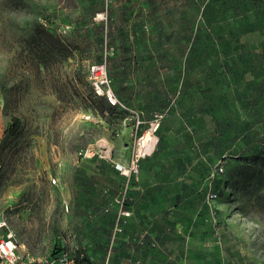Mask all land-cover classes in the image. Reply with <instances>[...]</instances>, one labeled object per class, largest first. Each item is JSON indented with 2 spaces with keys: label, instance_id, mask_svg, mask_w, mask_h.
Listing matches in <instances>:
<instances>
[{
  "label": "rangeland",
  "instance_id": "374dc122",
  "mask_svg": "<svg viewBox=\"0 0 264 264\" xmlns=\"http://www.w3.org/2000/svg\"><path fill=\"white\" fill-rule=\"evenodd\" d=\"M120 2L0 0V222L5 221L15 232L19 253L29 252L34 264L62 257L66 251L75 258L79 248L86 247L87 237L104 235L106 219L112 213L105 215L102 208L119 193L123 183L113 177L112 166L120 163L130 167L134 153L148 156L149 148H143L142 142L150 129L136 135L133 112H140L136 108L143 99L153 102L155 84L169 90L171 104L200 106L214 100L212 96L208 101L209 93L198 96L194 87L183 96L187 74L191 73L194 85L208 72L200 61L194 69L188 68L189 59L203 54L207 46H202V40L196 49L193 45L196 27L204 23L200 12L189 10L194 24L185 25L187 30H170L172 20H177L179 27L186 22L180 15L172 16L170 22L171 15L164 14L158 25L149 19L142 29L131 25L123 39L109 28L101 38L93 30L85 31L90 20L97 21L95 16L105 5L108 11L110 7L119 10ZM133 17L130 24L141 16L136 13ZM229 19H234L233 15ZM44 30L52 36L42 34ZM253 36L247 34L242 41L255 44L258 36ZM51 46L57 55H47ZM257 50L264 54V44ZM106 54L111 87L133 108L129 112L104 104L90 80L91 66L104 61ZM263 80L257 83L262 90ZM247 92L242 89L239 96L247 98ZM237 97L231 91L221 105L237 104ZM258 103L261 109L251 112L250 124L257 123V130L264 133V96ZM100 107L103 112L97 109ZM184 112L178 111L182 120L186 119ZM230 113L233 117L241 112ZM221 114L223 111L217 112ZM14 117L20 119L19 129L14 135H6ZM208 121V117L205 122L202 119L207 133L205 127L194 132L192 123H188L189 129H179L182 140L190 139L185 147L190 151H181L188 154L185 160L189 170L181 178H176L177 170L171 176L177 183L186 180L207 186L206 176L199 179L194 167L210 172L223 167L218 175L223 180L221 193L214 208L218 206L220 215L228 220L225 248L239 264H264V147L258 148L257 155L209 156L208 142H198V138L212 135ZM242 130L247 134L251 127L243 126ZM153 137L156 142L151 154L160 146L158 137ZM191 137L197 141H191ZM237 145L233 146L235 153ZM245 171L256 175L246 180ZM64 200L69 203L68 211Z\"/></svg>",
  "mask_w": 264,
  "mask_h": 264
},
{
  "label": "trees",
  "instance_id": "16d2710c",
  "mask_svg": "<svg viewBox=\"0 0 264 264\" xmlns=\"http://www.w3.org/2000/svg\"><path fill=\"white\" fill-rule=\"evenodd\" d=\"M131 2L133 4V0H131ZM180 2H186L187 4L192 5L191 3L193 1L180 0ZM133 6L134 4H130L122 10L123 13L120 14V22L117 21L119 20V18L117 17L118 10H113V8L110 7V10L108 11L109 20L107 26H105L104 23L98 21L94 22L90 20V25H92V27H90L89 25V28L85 31L89 33V31L93 30L97 37L101 38L104 36L105 31H107L109 28L111 31L115 32V34L120 39L125 38V36L127 35V31L129 30V27L131 25H134L135 27L139 26L140 29L144 28L145 26V22L142 18H137L138 22L130 24V22L132 21V17H135L137 13L134 10ZM164 7L165 11L163 13L156 14L153 11L152 14L147 17V19L153 20L156 25H158L162 22V20H164V14L171 15V17H174L175 15L182 16L184 22L186 23L179 25H184L183 27L177 26V20L173 21V17H170L169 20L170 22L172 20V22L169 28L172 31H176L179 28L181 30H187V27L185 25H189L192 27V25L194 24L192 22L193 20L189 17L191 15L184 7L182 8V10L179 8L176 9L171 4L169 6L168 2L166 1L164 3ZM104 8H102L101 10H103ZM220 15L223 16V20H220ZM229 15H233L234 19L230 20ZM201 16L204 23L196 27V30H198V34L196 35V39H194L195 42L193 45L196 49L199 45V40H202V46L207 45L204 49L205 54H198L190 58L188 62V68L194 69V67L198 66L199 62L197 61H200V64H202L201 67L203 65H206L208 68V72L207 74H205L203 79L201 78V82L198 81L194 83V85H192L193 80L191 78V73L187 74L188 76H186L182 87L184 89L183 96H185L187 92H189L190 89L194 87L195 92H197L196 94L198 96L201 93H209L208 96L210 97H208V101L212 96H214V100H210L207 104L200 106L182 103L171 104L169 90L164 88L162 89L161 86L159 88H156L157 85L155 84L153 87L156 93L152 92L153 102L143 99L140 108H136L140 111L143 120L145 121V123L142 125V131L150 127V122L154 118V115L156 113L162 112L166 115L161 121V124L156 132V135L159 139L158 142H160V146L156 148V150L150 156L140 159L138 179L134 174H132L129 179V190L126 199V208L130 209L132 212L133 208L130 207L129 203L132 195L130 184H132L133 182H141L143 176H146V182L149 181L148 174L144 175L143 172L142 163L144 159H147L149 157L153 158V166L155 167L154 181L171 183L172 192L175 193L176 191L179 197V191H185L186 189H188L189 187L187 185H199L193 181H191V184L186 183V180H184L182 183H177L175 182L176 179L173 180L171 176L174 170H177V173H179V175L176 176V178H181L182 176H185V174L187 175V171L189 170H187L188 161L185 160L188 154H184V152L181 151H185V153H188L190 151V149L185 148L186 144H189L190 139H187L188 143L185 142L182 144L181 142H179V140H177L175 136H173L172 133L173 131H175V133H179V129L181 127L186 128L184 126V121H188L189 124L192 123L190 125L192 126L191 128L194 130V132L197 133L199 129L202 130L203 127H205L207 133L208 127L207 125L202 126V119H204L205 122V118H209L208 122H211L212 125V135L210 136L206 134L207 137L202 136V138H200L202 142L204 140L208 142L207 144L209 149H206V152L207 154H209V156L215 155L217 158H223V156L226 154L239 157L244 156L247 153L257 155L258 148L264 147V133L260 132V130H257V123L255 125L250 124L251 112L255 109H261L257 108L260 105V103L258 102L259 99L261 100L264 96V90L258 88L257 86L258 80L260 81L264 79V54L257 50L258 47L260 48V46L264 44V0H210L203 8ZM227 17L229 20L227 19ZM162 28L163 27L161 26L160 29ZM42 34L52 36L49 30L42 31ZM247 34H254V36H258V42H255V44L252 45L250 41L243 42L242 39H244L243 37ZM209 42L211 43L210 45ZM56 52L57 51L52 48V46L50 48H47L46 50L47 55H57ZM120 58L122 59V56ZM115 61L123 65V62L118 58H116ZM100 62H102V60L97 63ZM109 76L112 80L110 74ZM249 81H251V83H255L256 85L252 86ZM251 88H253V90H251ZM242 89H248V92L246 94L249 95L247 96V98H242L239 96V92ZM250 90L252 91L251 93ZM220 91H222V93H220ZM231 91H234L238 94L237 104L230 103L227 106H222L220 101L224 100L222 99L224 97H226V99L229 98V94L231 93ZM145 95L148 94L144 93V96ZM149 95L151 94L149 93ZM116 96L129 109H133L117 94ZM104 104L107 105L108 103L104 100ZM112 108L121 109L116 107ZM183 108H185L186 110H184ZM97 109L103 112V109L101 107ZM179 109H181V112L185 111V120H182L181 118L183 115L178 114ZM122 110L125 112H129V110ZM232 110L236 112V114L238 112L241 113L237 114V116L234 115L232 117L230 113ZM218 111H223V114L217 115ZM19 126L20 119L14 117L8 129L6 130V135L16 134ZM230 126L234 127V129L230 130ZM243 126L248 128L251 127V130L247 134H243ZM232 133L234 134L232 135ZM187 137L188 135L185 138ZM184 141H186V139ZM235 143H238L236 153L235 151H233V146ZM174 149H176L175 152L173 151ZM193 149L195 148L193 147ZM163 152H166L168 160L160 157V154ZM169 158L173 159V162H171V166L170 161L172 160ZM113 168L115 171H117L114 166ZM200 169L201 168H197V166H195L193 170L195 173L198 172L199 179H201L203 176L207 177L209 174L211 176L212 172H210L208 169H204L203 171H200ZM255 175L256 174H250L249 172L245 171L244 179H251ZM259 175L261 176L262 172H259ZM123 178L127 180L125 177ZM125 182L126 181L123 180L121 187L125 184ZM222 182L223 180H221L218 175L213 177L212 185L216 191L214 193H216L217 196H219V194L221 193ZM114 195L116 196L117 193H115ZM114 195L112 196L110 203L104 204L102 211L105 215H109L110 213H112L111 218H114L115 221L116 206L113 204ZM107 209L109 211L106 212ZM143 242L145 245H149V240L147 238H144ZM77 255L78 256L74 258L75 264H96V261L91 260L90 254L87 253V247H84V250H81V248H79V252ZM54 259L58 260L60 259V256Z\"/></svg>",
  "mask_w": 264,
  "mask_h": 264
},
{
  "label": "crops",
  "instance_id": "0c3cea01",
  "mask_svg": "<svg viewBox=\"0 0 264 264\" xmlns=\"http://www.w3.org/2000/svg\"><path fill=\"white\" fill-rule=\"evenodd\" d=\"M165 1L169 6L171 4L181 10L184 7L188 12L198 9L202 15L210 0H192V5L180 0H138L134 8L146 24L153 11L156 14L165 11ZM119 4L117 21L120 22L122 10L133 4L128 0H121ZM251 85L256 84L252 82ZM184 126L190 128L188 121H184ZM172 133L182 144L186 142L175 131ZM191 141L197 140L191 138ZM198 142L202 143V140L198 138ZM160 157L168 160L166 152ZM142 166L149 181L146 182V176H143L141 182L130 184L132 195L129 203L133 216L125 223L123 233L115 239L114 218L106 219L103 240L102 237L93 238V235L86 238L91 260L96 264H239L237 257H231L232 252L225 248L224 229L228 220L220 215L218 206L214 208L216 201L210 204L207 200L211 193L216 192L213 178L210 177L209 181V176L206 177L207 186L187 185L189 188L180 190L179 197L176 191L172 192L171 183L154 181L152 157L144 159ZM111 172L113 177L126 181L113 166ZM142 235L149 240V245L140 243Z\"/></svg>",
  "mask_w": 264,
  "mask_h": 264
},
{
  "label": "built area",
  "instance_id": "2783aa9c",
  "mask_svg": "<svg viewBox=\"0 0 264 264\" xmlns=\"http://www.w3.org/2000/svg\"><path fill=\"white\" fill-rule=\"evenodd\" d=\"M107 7L108 5H106L105 8L98 12L95 16V20L104 23L105 26H107L109 20ZM106 57L107 54L105 55L104 61L96 63L90 68V80L92 81L93 87L97 95L102 97L109 104V106L129 110V108L116 96L115 92L111 87V80L108 75ZM133 113L136 114V135L141 132V136L146 131H149V129L150 131L147 133H151L152 136L156 135L161 121L166 115L162 112L156 113L154 115V118L150 122V127L142 131V125L145 123V121L142 119V114L140 112ZM86 118L89 119L90 115L86 116ZM151 152L152 151L148 152V156L151 155ZM145 157H147L146 154L140 155L139 153H134L130 167L123 166L120 163H116L114 165L115 169L120 173V175L125 177L127 180L125 184L121 187L119 193L113 199V204L116 206L113 239H115L119 234L123 233L124 224L133 215V212L130 209L126 208V199L129 190V179L132 174L136 175L138 179L139 161L140 159ZM223 170V167L214 169L211 173V177L213 178L217 175H220ZM52 183L56 184L57 180L52 179ZM217 197V194L213 192L208 196L207 200L211 204L216 200ZM63 206L66 211L69 210L68 201L64 200ZM107 211L109 210L107 209L106 212ZM143 239L144 235L141 236L140 243H143ZM19 247L20 244L17 240L15 232L8 227L5 221L0 222V264H34L35 259L30 255V253L28 252L26 253V255H21L19 253ZM43 264H75V260L73 257L70 256V252L66 251L63 256L60 257V259L46 260Z\"/></svg>",
  "mask_w": 264,
  "mask_h": 264
},
{
  "label": "bare ground",
  "instance_id": "6f19581e",
  "mask_svg": "<svg viewBox=\"0 0 264 264\" xmlns=\"http://www.w3.org/2000/svg\"><path fill=\"white\" fill-rule=\"evenodd\" d=\"M155 139L154 137L152 136L151 133H147L145 134L144 136V140L142 142V147L143 148H149V151L155 146Z\"/></svg>",
  "mask_w": 264,
  "mask_h": 264
}]
</instances>
